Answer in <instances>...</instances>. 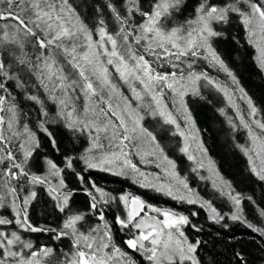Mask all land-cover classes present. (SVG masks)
I'll return each instance as SVG.
<instances>
[{
  "label": "snow or ice",
  "instance_id": "1",
  "mask_svg": "<svg viewBox=\"0 0 264 264\" xmlns=\"http://www.w3.org/2000/svg\"><path fill=\"white\" fill-rule=\"evenodd\" d=\"M225 42L253 48L264 72V0H98L87 13L77 0H0V264H137L133 254L144 264H204L206 241L188 235L186 229L202 231L190 216L130 193L113 196L86 175L93 171L199 203L213 223L227 229L230 220L264 237V227L244 212L245 201L255 202L219 176L189 109V98L203 99V89L222 94L235 113L230 128L247 138L235 146L264 182V111L223 58L218 46ZM237 92L246 109L235 102ZM148 119L182 138L192 171L215 177L213 188L232 206L228 213L194 197ZM41 134L52 154L44 152ZM151 164H163L165 178L140 167ZM37 189L53 202L55 225L31 222ZM78 191L88 198L84 210L73 206ZM112 205L120 210L109 218ZM25 233L47 235L50 243ZM234 256L248 264L241 252Z\"/></svg>",
  "mask_w": 264,
  "mask_h": 264
},
{
  "label": "trees",
  "instance_id": "2",
  "mask_svg": "<svg viewBox=\"0 0 264 264\" xmlns=\"http://www.w3.org/2000/svg\"><path fill=\"white\" fill-rule=\"evenodd\" d=\"M82 1L86 8V3L84 0ZM88 9L90 10L89 5ZM218 48L237 78L246 81L245 86L247 85L248 91L257 97V101L261 105L262 111H264V77L255 66L253 48L243 44L237 46L227 42L222 46H218ZM214 71L216 77L222 83L228 85L229 78L223 72ZM223 106V100L217 103L218 109L223 108ZM210 107V104L196 107L197 117H200V120L202 119L204 122V146L207 157L214 162L215 169L223 180L232 183L240 190L246 191L247 197H252L255 203L245 201L244 208L247 218L249 222L259 227H264V217L259 216V209L264 208L263 184L248 170L245 159L235 146L237 143L243 142L245 139L244 133L242 131L233 132L230 126L226 124V119H228L226 116L228 115H221L219 111L213 112ZM52 130L56 132L55 128ZM57 138L64 147L71 148L64 136L57 133ZM47 143L45 141V148L50 151L51 149L47 147ZM77 146L79 147V145ZM62 155L63 152L59 154L60 157ZM86 175L108 186H118L132 193L137 190L128 178L95 171ZM67 182L71 187L78 188L79 186V181L70 175ZM204 188L208 189L209 193L202 195L200 188L198 197L210 201L218 211L225 210L223 207L225 198L214 188H211L210 184L206 183ZM143 197L150 198L156 203L162 202L164 204V202H168L165 199H160L158 195L148 196L145 193ZM73 199V206L76 209L84 210L86 208L88 198L82 191H78ZM166 205L176 208L171 203ZM182 208L185 207L182 206ZM43 209L44 211L46 210V205H43L41 210ZM187 212L192 222L202 228L199 233L193 232L191 229H186V231L190 238H199L202 241H206L200 249V256L204 264H238L234 256L235 252H241L248 264H264V237L252 232L242 224H234L225 229L220 224L213 223L203 208L197 205L192 206L191 212L189 210ZM194 212L197 215L192 216L191 213ZM112 214L110 210L109 218H111ZM45 218L51 219L47 213H45ZM122 238L123 233H117L116 239L119 241Z\"/></svg>",
  "mask_w": 264,
  "mask_h": 264
},
{
  "label": "rangeland",
  "instance_id": "3",
  "mask_svg": "<svg viewBox=\"0 0 264 264\" xmlns=\"http://www.w3.org/2000/svg\"><path fill=\"white\" fill-rule=\"evenodd\" d=\"M77 2L79 4H81L82 9L85 11V13H87V12H89L91 10V5L93 3H95V2H98V0H84V2L86 3V8H85V5H83V1L82 0H77ZM88 5L90 6V10L88 9ZM254 55H255V52H254ZM254 63H255V60H254ZM255 66L259 70V68L257 67L256 63H255ZM209 71H210L211 75L216 77V73H215L214 69H210ZM259 72L264 77V72H261L260 70H259ZM228 80H229L228 81V86L230 88L234 87L231 84L230 79H228ZM245 82H246L245 80L244 81L239 80L240 87L244 88V90L248 94V96H250L253 99L254 103L258 106V108H260L262 110L261 105L257 101V97L254 96L253 94H251L248 91L247 85L245 86ZM202 95L204 97L203 99H200L199 97H191V98H189L190 99L189 109H190V111L192 113V117H193V119L195 121L196 128L199 129V140L202 142L203 147L205 149V146H204V134H205L204 122L202 121V119L200 120V117H197V115H196L197 114L196 107L197 106L202 107L203 105L205 106V105H209L210 104L211 105L210 109H212L211 111L216 112V111H218L217 103L219 101L223 100V102H224L223 108H224L226 114L228 116H232L234 118L235 117V113H234L233 109L228 106L226 98L222 94L216 92L215 90L203 89L202 90ZM238 96H239V93L237 92L235 94V96H234L235 102L237 104H239L242 109H246L245 102L243 100L238 99ZM226 109H227V111H226ZM228 116H226V118H228ZM226 121H227L226 124L229 126L228 119H226ZM145 123L152 130H154V132L156 133L157 139L160 142L161 147L164 149V154L170 160H172L175 163V165H176V167H175L176 173L179 176L187 179V182L189 184V187L192 189V193L194 194V197L199 198L198 197V193H199L200 188H201L202 195L208 194L209 190L205 189L204 185L207 183V184H210L211 188H213L212 181H213V179H215V177H212L211 173L208 172L207 170H201L199 175L192 171V168L194 166L193 163L191 161H189L187 159L186 155L183 154L180 151V147L182 146V138L179 137V136H173L171 134L168 126H161L156 120L148 119V120H146ZM244 136H245V134H244ZM40 138H41L42 146L44 147V152L48 153V154H52L51 150L48 151V149H46L45 145H44L45 141H47V138L44 137L42 134H41ZM246 139L247 138L245 136V139L243 140L242 143L246 142ZM192 147L195 148V145L193 144ZM241 155L245 159V161L247 163V168L249 170L247 158L242 153H241ZM54 158L57 160V162H59V160H60V156L59 155H54ZM134 162L139 163L138 159L135 158V157H134ZM140 167L142 168V170H144L147 173H151L153 175H157L158 174L161 178H165V172H164V165L163 164L161 165L160 168H157L155 166V164H151V165H148L146 167L144 165H140ZM90 176H91V173H90ZM112 176H114V175H112ZM201 176L206 177V179H201L200 178ZM116 177H121V176H116ZM122 178H128L129 181L131 182V184L133 186H135V188L137 190H135V192L132 193V192L126 191L124 188H121V187H118V186H108L106 184H102L100 182H97L93 178L92 179L95 181V183L99 187L104 189L106 192L111 193L113 196H119L122 193H130L132 196L139 197L140 199L145 201L146 204H149V205H152V206H155V207H159V208H162V209H172V210L180 212V213H182L184 215H188V212H187L188 210L191 212L192 206L197 205V206L200 207L199 203H197V204L180 203L178 201H175V200L171 199L170 197H167V196H165V195L153 190L152 188L141 187L139 184L133 182L134 178H129V177H122ZM259 182H261L263 184V188H264V182H262V181H259ZM228 183L231 184L232 189H234L235 192L241 193L244 197H247V192L246 191L238 189L235 185H233L230 182H228ZM37 191H38V197H37V199L35 201L32 202V204H31V206L29 207V210H28L31 222L36 224V225H55L56 223L59 222V214L56 213V211H55V209L53 207V202L51 201V199L47 196V194L44 191H42L40 189H37ZM145 193L148 194V196H150V195H152V196L153 195H158L160 197V199H165L168 202H164V204H162V202L156 203V202H154V200H151L150 198L147 199V198L143 197V195ZM224 198L225 199L223 200V202H224L223 203V205H224L223 207H224L225 210H223L221 212L228 213L229 209L232 206L228 202L227 198L226 197H224ZM199 200L201 202L207 201V200L202 199V198H199ZM167 203H171V205L176 206V208H174L173 206H167L166 205ZM220 203H222V202H220ZM43 205H46V210L45 211H44V209L41 210ZM182 206H184L185 208H182ZM244 206H245V202H244ZM119 210L120 209H118L116 205H112L111 206V212L113 214L114 213H118ZM203 210L206 212V215L209 218V215H210L209 211L206 208H203ZM2 211L3 210H0V212H2ZM244 212H245V215L247 216L245 208H244ZM45 213H47L51 217V219L45 218ZM234 224H239V223H235V222H232L230 220L228 221V225L229 226H232ZM25 236L30 238V239H32L35 243H39V244L50 243V241L48 240L47 235L25 233ZM67 244H68V242L64 241V244L62 246H66Z\"/></svg>",
  "mask_w": 264,
  "mask_h": 264
},
{
  "label": "flooded vegetation",
  "instance_id": "4",
  "mask_svg": "<svg viewBox=\"0 0 264 264\" xmlns=\"http://www.w3.org/2000/svg\"><path fill=\"white\" fill-rule=\"evenodd\" d=\"M133 257L136 259L137 264H144V262L141 260V258L138 255L133 254Z\"/></svg>",
  "mask_w": 264,
  "mask_h": 264
}]
</instances>
